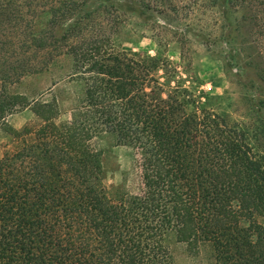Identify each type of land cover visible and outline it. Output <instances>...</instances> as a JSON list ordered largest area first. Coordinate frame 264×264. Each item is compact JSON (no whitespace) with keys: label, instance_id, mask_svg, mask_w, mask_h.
<instances>
[{"label":"trees","instance_id":"trees-1","mask_svg":"<svg viewBox=\"0 0 264 264\" xmlns=\"http://www.w3.org/2000/svg\"><path fill=\"white\" fill-rule=\"evenodd\" d=\"M131 1L167 23L191 19L204 3L233 48L264 7ZM112 7L121 9L114 0H0V23L18 38L7 44L25 53L0 60V128L11 137L0 156V264H173V243L190 253L208 244L214 264H264V68L256 116L231 121L165 55L119 48L108 30ZM92 10L110 17L108 29L88 23ZM37 15L39 24L29 18ZM53 52L70 59L67 76L81 86L64 119L56 96L28 99L7 87L45 71ZM16 107L36 120L13 128L6 118ZM104 137L133 150L132 186L124 175L105 184L95 146Z\"/></svg>","mask_w":264,"mask_h":264},{"label":"rangeland","instance_id":"rangeland-1","mask_svg":"<svg viewBox=\"0 0 264 264\" xmlns=\"http://www.w3.org/2000/svg\"><path fill=\"white\" fill-rule=\"evenodd\" d=\"M114 1L121 9L116 11L111 8L114 21L110 29L105 27V18L110 17L97 14V10H92L88 23L98 30L107 28L115 44L121 49L168 57L186 78V85L197 95L201 91L205 92L203 102L210 108L227 113L231 121L246 123L256 116L253 108V105L256 107L258 97L256 73L258 67L264 68V7L261 20L245 22L238 33L241 42L233 48L224 43L223 34L227 28L223 26L220 14L203 6L204 3L200 4L191 19L167 23L155 11L145 9L141 13L142 9L137 1ZM93 8L95 9L94 6L91 7ZM29 18L35 24H39L41 20L40 15ZM9 25L5 20L0 23L1 61L25 54L18 46L15 45L16 50L13 51V47L7 44L9 39L18 40L10 34ZM29 53L34 55L35 51ZM56 54L57 52L51 54L52 59L48 60L50 65L45 71L26 75L14 84H7V87L9 92L24 94L28 99L56 96L62 111L61 118L64 119L67 109L81 97V86L67 76L70 59ZM37 56L46 60V56L42 54ZM4 68V62H0V69ZM16 108L6 118L13 128H21L25 123L36 120L29 108ZM10 140L9 134L0 128V156L9 146ZM95 146L102 151L107 171L105 184H118L124 175L128 185L132 186L136 180L133 150L127 146L115 145L110 137L97 140ZM172 249L173 264H214L212 249L208 244L202 245L195 253L187 251L183 243H173Z\"/></svg>","mask_w":264,"mask_h":264}]
</instances>
